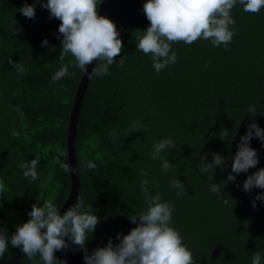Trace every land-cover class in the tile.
<instances>
[{
	"label": "trees",
	"instance_id": "trees-1",
	"mask_svg": "<svg viewBox=\"0 0 264 264\" xmlns=\"http://www.w3.org/2000/svg\"><path fill=\"white\" fill-rule=\"evenodd\" d=\"M145 2L109 0L106 16L116 23L124 49L109 67L110 75L89 79L80 106L74 203L82 198L101 218L88 241L89 253L105 246L109 237L137 226L129 217L146 207L140 181L147 179L153 195L159 192L174 204L173 226L190 246L194 264H251L255 252L264 257V202L256 201L255 209L251 203L264 190L248 194L242 185L248 175L264 168V142L255 136L250 142L259 153L257 168L237 175L234 183L224 181L240 137L252 122L249 106L256 107L255 120L264 128V8L250 14L235 5L236 33L228 50L203 39L192 45L174 42L177 62L158 74L150 55L136 48V30L149 27ZM25 3L34 0H0V227L9 235L27 222L31 205L38 200L41 206L51 200L62 209L69 198L71 172L62 170L57 157L70 166L68 127L83 76L70 65L74 76L52 82L54 73L74 58L59 59L61 21L49 19L41 3L35 4V18H26L17 11ZM17 29L22 31L14 35ZM44 39L49 44L42 47ZM125 55L120 67L118 61ZM10 58L23 63V74L8 63ZM137 121L145 133H130ZM167 138L176 148L161 153L173 164L165 172L162 161L151 159V154L154 143ZM213 152L225 157L227 168L203 176L200 156L209 154L211 162ZM35 158L40 162L39 179L29 183L18 165ZM89 161L95 164L94 171L85 167ZM142 169L147 176L140 175ZM173 178L185 184L179 199L169 183ZM212 183L220 184L229 204L209 190ZM18 251L9 245L0 264ZM56 256L68 264H84L82 250L58 251ZM16 264L34 262L21 257Z\"/></svg>",
	"mask_w": 264,
	"mask_h": 264
},
{
	"label": "clouds",
	"instance_id": "clouds-1",
	"mask_svg": "<svg viewBox=\"0 0 264 264\" xmlns=\"http://www.w3.org/2000/svg\"><path fill=\"white\" fill-rule=\"evenodd\" d=\"M36 3H41L48 10L49 19L61 21L58 28V36L62 37L59 59L63 61L67 56L74 58L54 73L51 77L53 83L75 75L69 71L70 65L87 74L89 79L110 75L109 67L117 63L116 57L121 55L124 45L116 23L100 15L102 0H34L33 4L25 3L17 11L28 19H34ZM238 3L243 6L244 12L250 14H259L264 8V0H146L143 14L149 21V27L136 30V48L150 55L152 67L158 74L177 62V52L172 49L174 42L192 45L203 39L210 41L214 47L223 45L228 50L236 33L232 10ZM20 31L17 29L14 35ZM48 44L49 41L44 39L41 46ZM126 58L125 55L119 59L120 67H123ZM8 63L23 74L25 69L22 62L10 58ZM248 113L252 122L247 125V133L240 137L237 151L231 158V171L224 181L226 184L234 183L237 175L257 168L260 162L258 150L250 142L254 136L264 142V128L255 120L258 114L255 106H249ZM136 131L146 132L139 121L132 125L130 133ZM226 134L229 135L228 130ZM238 134L237 128L233 139ZM173 148H176V143L172 138L160 140L153 145L151 159L162 161V171L170 170L173 164L161 153ZM208 155L200 156L198 168L201 175L207 176L217 168L222 172L226 170L224 156L213 152L210 154L213 160L208 162ZM57 161L64 172L79 173L77 167H70L68 163L60 161L59 157ZM39 163L35 158L18 165L29 183L39 179ZM85 167L94 171L95 164L89 161ZM140 175L147 176L148 173L142 169ZM169 183L172 189L178 190L176 195L179 199L186 191L185 184L176 178L170 179ZM236 187L240 188V184H236ZM242 187L248 194L253 189L264 190V168L248 175ZM209 190L220 197L225 205L229 204L221 192L220 184L212 183ZM140 191L144 195L146 207L129 217L130 222L137 226L127 234L117 233L115 238L109 237L105 246H97L91 253L88 241L101 223L92 204L85 205V201L77 197L75 203L62 213L53 201L44 200L41 206L38 200L31 205L27 222L18 224L11 235L6 227H0V259H3L10 245L19 249L23 257L34 264H68L66 259H60L56 253L73 248L83 251L84 264H194L190 246L173 226L174 204L164 200L159 192L153 195L149 191L147 179L140 181ZM256 201L264 202V191L252 199L253 209L257 207ZM114 240L118 243H114ZM37 256L39 262L36 261ZM251 264H264V257L258 251L255 252Z\"/></svg>",
	"mask_w": 264,
	"mask_h": 264
},
{
	"label": "water",
	"instance_id": "water-1",
	"mask_svg": "<svg viewBox=\"0 0 264 264\" xmlns=\"http://www.w3.org/2000/svg\"><path fill=\"white\" fill-rule=\"evenodd\" d=\"M108 7V0H102V4L100 6V15L106 16ZM94 65V64H93ZM92 66L89 67V72L92 69ZM89 81L88 75L83 73V76L80 80L78 90L76 93L75 98V104L71 113L70 121H69V127H68V155H69V162L70 167L76 168V154H75V142H76V135H77V122L80 114V106L82 104V100L85 94V91L87 89V83ZM72 178V188L69 195V198L67 202L64 204V206L61 209V212L63 213L71 204L74 203V200L78 193V186H79V173H71ZM23 257L20 250L15 253L5 264H16L18 260Z\"/></svg>",
	"mask_w": 264,
	"mask_h": 264
}]
</instances>
